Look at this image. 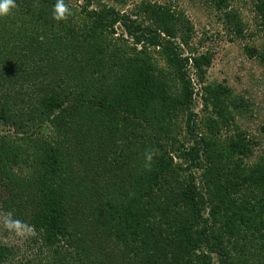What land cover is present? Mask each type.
Returning <instances> with one entry per match:
<instances>
[{"label": "trees", "instance_id": "trees-1", "mask_svg": "<svg viewBox=\"0 0 264 264\" xmlns=\"http://www.w3.org/2000/svg\"><path fill=\"white\" fill-rule=\"evenodd\" d=\"M95 1L75 14L61 0H0V213L33 230L23 249L0 243V264H68L74 144L92 264H264V155L244 165L258 143L226 89H205L213 117L200 133L190 70L202 80L211 61L185 55L190 24L151 6L146 26ZM257 11L264 21V0ZM33 182L36 194L19 192Z\"/></svg>", "mask_w": 264, "mask_h": 264}, {"label": "rangeland", "instance_id": "rangeland-1", "mask_svg": "<svg viewBox=\"0 0 264 264\" xmlns=\"http://www.w3.org/2000/svg\"><path fill=\"white\" fill-rule=\"evenodd\" d=\"M62 1L71 6L68 13H80L83 0H66V2L61 0L60 3ZM258 3L259 0H231L227 2L222 10H218L213 0H125L123 3L115 0H96L92 8L107 9L112 7L148 26L150 24V13L146 9L151 6H158L166 8L170 13L190 24L192 28L190 39L187 44L183 45L185 55L188 57L209 56L211 61L210 67L205 69L206 73L202 80H200L196 71L190 70V78L195 92L193 110L198 115L200 133L204 136H210V127L207 121L213 117L210 106L207 112L204 107L205 89H226V91H229V96L224 98L225 103L227 105L232 103L239 105L238 108H230L235 116L236 126L245 132L254 143H258L256 147L254 145L253 156L244 160V165L249 168L261 155H264V59L260 57V55H264V21L257 11ZM86 21L84 18H78V22L85 23ZM238 24L242 28L240 33L236 30L239 27ZM110 39L106 42L111 41ZM114 39L121 44L126 41L121 36V32H118ZM179 41V43L182 42ZM150 52L154 57V62L159 63L160 67L166 68L165 63L160 60L157 50H151ZM174 79L175 82L173 83H177L175 85L181 87L176 81L177 79ZM10 133L13 134V131H10ZM19 137L21 136H18V139ZM221 137V140L226 142L230 135L223 131ZM66 151L69 155L74 154V158L69 160L70 166H68L71 170L67 176L70 181L68 185L70 201L73 205L70 208L71 215L66 216L62 224L64 225L63 231L65 234L72 233L74 235L73 245H68L69 249H66V251L71 252L67 254V261L68 264H81L75 258L78 257L79 260L83 261L85 257L86 262L92 264L93 257L84 251L90 250L92 254V249L95 246L88 238H81L88 230L83 234L80 230H77L78 221L74 218V210L75 213L77 210L79 213L77 219L81 224L83 225V222L87 221V213L84 210H78L76 207L80 172H77L78 167L75 163H77V159L82 158L83 151L77 149L75 144L66 147ZM87 159L88 157L86 161ZM12 175L15 176V181L16 179L22 180L17 169L12 171ZM7 181L9 182L8 179ZM18 189L19 192H25L26 195L28 192L36 194L34 182L31 188L25 189V185H23ZM1 192L5 193L4 190H1ZM32 193L28 195L27 199L30 204L32 203V197L29 198V196H32ZM31 206L34 207V205ZM32 233L33 230L26 225L19 222H8L0 213V243L23 249L22 244ZM22 256L21 252L20 259ZM40 257L45 258L46 255L40 256L38 254L36 259Z\"/></svg>", "mask_w": 264, "mask_h": 264}]
</instances>
